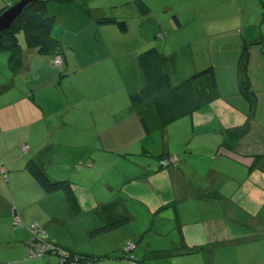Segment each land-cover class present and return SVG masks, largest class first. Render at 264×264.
I'll return each mask as SVG.
<instances>
[{
  "label": "crops",
  "instance_id": "0c3cea01",
  "mask_svg": "<svg viewBox=\"0 0 264 264\" xmlns=\"http://www.w3.org/2000/svg\"><path fill=\"white\" fill-rule=\"evenodd\" d=\"M0 1L2 6L4 0ZM87 1L91 4H87ZM78 3V6L69 5L68 2L63 5L66 13L78 19L79 26L55 22V25L63 27L71 38L65 42L61 33L56 34L59 42H62L61 47L67 49L61 54L63 59L61 67L52 64L51 56L22 47L23 64L17 71H12L8 65V55L0 51V57L6 61L7 70L12 72V76H8L5 81L0 80V247H19L18 259L23 261L22 247H25V242L32 234L29 227L38 224L41 228L39 241L42 243L51 241L63 247L101 257L110 255L99 259L90 256L86 262L73 260L71 264H264V161L254 160L255 155L264 156V148L257 143L251 145V132L244 131L242 123L235 128L233 142L230 143V147L235 148L240 155L236 154L235 159L224 155L220 160L212 159V163L217 160L219 163L217 166H220L225 178L223 199L208 198L212 200L209 201L191 198L194 194L189 192L185 199L188 202L181 207L179 216L177 217L175 212L166 218L160 211H156L159 206L156 209L152 207L147 209L143 204L145 212L152 217L151 228L139 232L125 230L130 220L136 217L134 211L142 205L138 202L135 206V200L127 194L128 190H122L124 182H133L135 176H126L127 174L121 170L119 178L124 179V182L120 184V188L116 187L114 190L108 181H104L102 185L105 190L101 192L100 188V191L98 190L100 187L98 179L105 169L103 164H109V161L114 160V156H122L123 161L131 164V156L128 155L129 151H133L142 158L137 162L140 163L139 170L153 169L154 165H149L151 155L144 151L151 149L150 152H157L160 149L155 147L170 145L171 139L167 138L165 143L161 141H157V144L152 143V138L148 137L152 129L149 134L141 132L139 135L140 118L145 117L147 120L146 113L135 108L132 112L128 111L129 108L125 110L124 103L114 101L113 90L107 87V83L110 85L118 72L122 74L123 80L125 79V63L123 59L111 63L110 59L114 55H120L117 54L119 49L113 52L102 44L123 45L126 34L114 25L98 24L94 16L112 15L110 12L105 13V10L99 11L101 6L117 7L124 6V3L133 6L135 11L139 12L135 0H79ZM83 4L86 8L82 7ZM46 8L48 9L47 6ZM53 9L54 6L48 12L52 13ZM86 10L93 16L86 13ZM71 17L69 18L72 19ZM238 35L239 33L235 38ZM124 53L127 52L123 50L121 54ZM116 68L120 71H115ZM138 68L132 64L129 69L133 73V92L135 89L140 90L142 84ZM232 78L230 77L231 83L229 82L231 86L235 84ZM128 79L130 80V76ZM202 79L211 86L209 78ZM234 79L236 82V78ZM200 80L196 81L195 85H199ZM125 85L127 84L119 81L122 91H125L123 88ZM217 89L223 92L228 90L224 85ZM212 91L215 89L212 88ZM230 92L229 89V92L225 93L228 95ZM130 93L129 88L126 91V99L130 97L131 100ZM157 96L161 98V95ZM241 97L235 95L231 102L223 99L230 105L229 112L240 110L239 107L243 109ZM105 98L108 101H104ZM143 102L146 109L150 104L154 108H162L152 96ZM216 105H218L216 102L210 105L205 121L211 123L216 121L214 119ZM166 108L172 106L169 104ZM102 110L109 116H118V121H115L116 128H120L119 120H124L128 124L133 122L134 125L129 129L121 127L123 131L115 130L113 126V129L101 126L108 123L103 122L104 119L98 120V117H103ZM52 114H55L56 122L51 126ZM240 114L232 117L235 123L237 120L244 122ZM247 114L250 117L245 122H252L254 120L252 113ZM220 119L218 118L220 124L218 122L210 137L206 136L202 141L194 136L193 141L188 142L189 139L181 141L178 146L182 145L184 148L191 142L193 145H201L200 148L205 153L201 158H206V161L208 155H214L216 142L212 137L218 138L217 128L228 127V121L231 120L224 119L221 122ZM190 121L193 130L194 126H197L196 115L193 112ZM83 123L95 124L96 132L93 131L90 137L83 135L82 129L79 128ZM130 131H134V134ZM227 135L226 133L224 137L227 138ZM175 136L179 139L178 135ZM131 138L134 141L129 143L132 141ZM24 145L28 148L22 151L21 146L23 149ZM66 146L78 148L77 155H69ZM179 147L167 150L173 152ZM99 154L102 156L97 157ZM188 159L197 158L190 155ZM239 159L245 160L246 164L238 161ZM201 162L198 164H202ZM253 162L255 164L251 166ZM36 165L51 177L71 180L72 189H68L67 192L65 188L60 187L45 192L33 175L32 170L36 169ZM126 166L129 167L124 165V168ZM168 172L174 176L172 168H168ZM232 177L249 181L245 186L238 185L241 191L237 189V197L240 196L237 201L244 204L252 213L240 208L241 215L233 218L226 216L227 219L218 217L208 221L205 211L210 210L211 202L218 206L227 207L226 203L235 205L231 201L236 193ZM219 182L221 184L216 182L217 188L222 189L223 182L221 179ZM205 184L210 186V190H216L209 181L206 180ZM157 188L170 189V184ZM84 199L88 200L87 208L84 207ZM109 204H116V208L109 207ZM193 204L198 205L199 211L194 212L189 207ZM15 213L20 216L21 224L14 223ZM227 220L237 222L231 226L227 225ZM147 229L152 231L155 242L144 240L148 233ZM131 239H134L135 243L130 241L134 246L128 253L134 256V260L125 257L126 252L123 251L124 245ZM254 242L258 243V247H251ZM234 244H241V247H231ZM198 245L202 247L200 250L190 251ZM47 253L49 255L39 258L43 259L41 264H52L58 260L53 253Z\"/></svg>",
  "mask_w": 264,
  "mask_h": 264
},
{
  "label": "rangeland",
  "instance_id": "374dc122",
  "mask_svg": "<svg viewBox=\"0 0 264 264\" xmlns=\"http://www.w3.org/2000/svg\"><path fill=\"white\" fill-rule=\"evenodd\" d=\"M65 2H68L69 5L75 4L78 6L79 4V0H48L46 1V6L48 7L46 10L48 12V10L50 11L54 6L53 12H55L56 17L53 12L48 13L55 17L56 23H60L61 21L67 26L76 24L79 26L78 19L71 17L72 14L66 13V9L63 5ZM87 2V4H91L90 1ZM1 4L2 2L0 1V6ZM143 4L148 7V9L143 10V12L140 10L139 12L138 10L135 11L133 6H128L126 3H124V6L119 5L117 7H109L106 5L101 6L99 9V11L105 10V13L110 12L113 16L115 15L118 18L124 17L123 19L128 26V29L125 31L126 35L124 36V47L122 43L120 45L116 43H109V46H106L105 43L102 44V46L107 47L113 52H116L119 49L117 54L120 55H114L110 59L111 63L120 59H123V62L125 63V79L123 80L122 74L118 72L120 69L116 68L115 71L118 73L115 80L112 81L110 85L107 83V87L113 90L112 96L114 97V101L123 102L125 110L129 108L128 111L132 112L133 108H135L136 110L145 112L147 115L148 125L150 129H152L150 136L148 137H151V142L155 144H157V141L165 143L167 138L171 139L169 142L170 145H168V147H164L167 149L179 147L178 145L181 141H187L188 139V142L193 141L194 136L197 139H202V141L204 140V137H210L212 135L211 132L216 129L218 125V118H221V122L224 121V119L231 120L228 121V127L217 128L219 131L218 138L212 137V140L216 142L213 155L214 159L218 158L220 160L222 155L230 156L235 159L236 154L240 155L237 153L235 148L230 147V143L233 142V133L236 132L235 128H237L238 124L241 125V123L243 124L244 131L248 130V133L251 132V145L257 143L258 145H261V148H264V0H227V2L226 0H143ZM82 7L86 8L84 4ZM108 16H110V14H108ZM73 19L76 22L73 21ZM178 21L179 23H177ZM57 33H61L65 42L68 39L71 40L67 33H65L63 27L54 25L52 34L56 38ZM237 33H239V35L235 38ZM17 38L21 47L27 48L26 39L22 32L17 33ZM245 39L249 40L247 46V64L249 67L248 71H250V74L252 75V78H250L253 86L252 89L254 90V92H252V96L256 99L252 111V120L254 119L252 122H245V120L250 117L247 114L246 105L243 106V109L238 106L240 110L235 109L233 112H229L228 109L230 105L228 102L223 100H229V98L222 95L225 94L226 91L224 90L223 92L220 89H215L213 92L211 86L207 84L204 79L200 80L201 82H199V85H195V83L192 85L193 95H190L191 97H186L184 93V96L180 99V101L176 98H171V95H174L173 93L170 94L168 90H175L177 85L183 80V76H190L194 70H201L210 63H215L220 74L224 76L229 74L233 77L232 82L236 83L234 78L237 80L238 73H240L238 72L237 61L241 51L243 50ZM60 44L62 45V42ZM150 49H158L160 51L159 53H162V55L165 56V70L169 74L170 78L169 89H165L158 94L154 93L151 95L156 99V101H158L159 104H161V109L152 107V104L148 105L146 109L143 101L150 98V96L144 99L140 98V94L142 95L141 92L145 86V81L142 68L139 65V58L142 57V53ZM64 50L66 51L67 49L65 48ZM123 50L127 53L121 54ZM2 53H5V55H8L9 57L8 51ZM210 55H212L211 58ZM132 64H134L137 68L139 66L138 69H140L139 74L141 76L140 80L142 83L140 90L135 89V92H133L132 84L133 73L129 70ZM8 76H12V72L11 70H7L5 59L0 57V80L3 81L4 79L5 81ZM128 76H130V80L128 79ZM119 81L127 84L123 87L125 91H122V86H119ZM203 87H205L206 90H204ZM129 88L131 90L130 94L132 95L131 100L130 97L126 99V91H128ZM176 92L177 89L175 90V94ZM157 95H161V98ZM183 99H185L186 102V105L184 106L182 103ZM241 99L243 100V98ZM104 101H108L107 98H105ZM215 102L218 104L216 105L217 107L214 115V119L216 121L212 123L207 120L205 121L210 105ZM169 104L172 108H166ZM101 112L103 117H98V120L102 121L104 119L103 122H108L107 124L101 126H105L106 128L109 127V129H113L112 126L116 128L117 123L115 121H118V116H109V114L104 110ZM191 112L195 113L197 119V126H194L193 130H191ZM236 114H240L245 123L243 121L241 122V120H237V123H235L234 118L232 117ZM119 121L120 128H116L115 130L118 129L119 131H123L121 127L129 129L132 125H134L133 122L128 124L124 120ZM55 122V114H52L50 125L52 126ZM161 122L166 123L161 124ZM95 127L96 125L93 123H83L79 128L82 129L83 135L90 137L93 131L96 132L94 129ZM139 131L140 132L138 134L140 135L142 131ZM130 132L134 134V131ZM226 133L228 134L227 138L224 137ZM175 134L178 135L179 139L175 136ZM146 141L149 142L150 140L146 139ZM142 142L145 141L142 140ZM159 146L160 145L155 148L159 149L161 147ZM200 147L201 145H193L191 142L186 147H179L173 152H169L167 150L173 155L170 158H165L164 162L171 164L168 168L173 169L175 177L168 172V168L139 170L138 165L140 163L137 162L138 159L141 160L142 158L137 154H134L133 151H129L130 154L128 155L133 158V161H135H131V164L123 161L122 156H114V160L109 161V164H103L105 169L101 172L102 176L98 179V186L100 184L98 190L100 191L101 189V192L105 190V187L102 185L104 181H108L110 183V187H114V190H116V187L120 188V184L124 182V179L119 178L121 170L127 174L126 176H135L133 178V182L122 183V190H128L127 194H130L131 199L135 200V206L138 202H141L142 205H139L137 210L134 211L136 217L130 220L125 230L129 232H139L150 227L152 217L149 213L145 212L146 209L143 204L147 209L150 207H152V209H156L164 203L167 206L169 205L167 208L160 210L162 215L166 218L167 216L174 215L175 212L177 217L179 216L181 207L185 206L188 202L185 199L189 192L194 194L191 195V198L196 199L200 198L209 200L208 198H224L225 194L223 189H225L226 183L220 166H217L219 163L216 160L214 163L210 164L212 160L211 157L208 162L198 164L205 159L201 158V155H204L205 153L202 152ZM27 148V145H25L23 149L21 146L22 151L27 150ZM65 149L69 155H77L76 150L78 148L66 146ZM190 155L192 157H196L197 159L189 160L188 156ZM99 156L102 155L99 154L97 157ZM124 156L126 155H123V157ZM210 156L211 155H209V157ZM263 158L264 156L259 154L255 155V160L258 159L263 162ZM151 159L154 158H149L151 161L149 165H156L155 161ZM208 159L209 158H207V160ZM238 161L246 164L244 162L245 160L239 159ZM123 164L129 165V167L126 166V168H124ZM209 164L210 166L207 168ZM76 177L79 178L78 175H76ZM220 179L221 182H223L222 189L217 188L218 185H216V182L221 184L219 182ZM117 180L119 182H117ZM206 180L209 181L211 183L210 185L216 188V190H210V186L205 184ZM232 180L236 193L235 197L231 201L235 205L226 203V207L224 205L218 206L213 204L214 202H211L210 210L205 211L208 215V221L211 219H217L218 217L227 219L226 216L233 218L241 215L242 213L240 208H243L250 214L252 213V211L244 207V204L238 203L237 201L240 198V196L237 197V189L239 188L241 191V187H238V185L245 186L249 183V181L238 180L233 177ZM168 184H170V189L157 188V186L164 187V185L167 186ZM244 190L245 187L243 188L242 193H244ZM213 191H215L219 197H216ZM250 206L252 205H249V207ZM84 207H89L87 199H84ZM109 207L115 209L116 204H109ZM189 207L192 208L194 212L199 211L197 204L189 205ZM226 222L227 225L229 224L233 226V224L237 221L227 220ZM30 230L33 232L30 234L31 237L29 238L33 240L31 245L35 243L36 247H41L39 246L41 244L39 241V230ZM154 239L155 236L152 231H148L146 237L144 238V240L151 242H155ZM129 241L135 243L134 239ZM125 245L123 247V251L126 252L125 256L129 258L128 252H130L131 249L126 248ZM231 247H241V244H234ZM251 247H258V243L254 242ZM22 248L24 258L23 261L18 259L20 253L18 252L19 247H0V264H41L40 262L43 261V259L39 258L44 255H49L46 250L41 249L42 252L39 256L31 258L27 257V259L26 247Z\"/></svg>",
  "mask_w": 264,
  "mask_h": 264
},
{
  "label": "trees",
  "instance_id": "16d2710c",
  "mask_svg": "<svg viewBox=\"0 0 264 264\" xmlns=\"http://www.w3.org/2000/svg\"><path fill=\"white\" fill-rule=\"evenodd\" d=\"M15 1L16 0H4V4L0 6V12L3 9H5L8 5L14 3ZM135 2L141 12H143V10L145 9H148V7L143 4V0H135ZM86 13H89L90 16H93V14L91 12H88L87 10H86ZM54 19H55L54 16L50 15L46 10V2L36 1L30 4L27 8H25L21 17L16 19L12 23L10 28L1 34L0 51L9 52L8 65L12 71H17V69H19L23 64V59H22L23 49L17 38L18 32L23 33L26 39V47L32 50L33 52L50 55L51 61L55 55H59L61 57L60 65H55V66L61 67L62 62H63L61 54L62 52H64V49L61 47L59 40L52 34V31L55 25ZM94 20L98 24L114 25L122 32H125L128 29L127 23L124 21L123 18H118L113 15L94 16ZM177 23H179V21ZM248 43H249V40L244 41L243 50L241 51L238 57L237 68H238V72L240 73L237 72L238 73L237 80L233 86H231L230 84L231 76L229 74L226 76L220 74L218 72L216 64L210 63L206 67L202 68L201 70H198V71L194 70L190 76L184 77L183 80L175 88V90L177 89L176 94H175L174 89L168 90L170 94L173 93L174 95V96L171 95V98L173 99L176 98L177 100L180 101V99L183 98L184 93L186 97H191L190 95H193L192 85L196 81L204 77H207L209 78L211 87L213 89H217L220 86L224 85V87L228 89L226 91L227 93L229 92V89L231 90L230 94L228 95H226V93L224 94L226 98H229V100H227L228 102H231L235 95L242 96L241 98H243V106L246 105L247 112L252 113L256 99L255 97L252 96V92H254V90L252 89L253 86L250 80L251 74H250V71H248L249 70V67L247 64L248 62V48H247ZM159 52L160 51L158 49L156 50L150 49L142 53L141 54L142 57L139 58V65L142 68L143 75H144V81H145V86L141 92L142 95L140 94L141 99L147 98L154 93L158 94L164 91L165 89L170 88V78H169V74L165 70L166 66L164 64L165 56ZM186 92H187V95H186ZM182 103H183V106L186 105L185 99L182 100ZM139 124H140V128L143 134L150 133V127L145 117L140 118ZM133 141L134 139H132V141H130L129 143ZM165 146L168 147V145H165ZM165 146H161V147L159 146L160 150L154 153L150 151H144V153H146L147 155H151V157L154 158V159H151L155 161L156 163L153 169H166L171 165V164H167L166 162H164L165 158H170L173 155L169 153L170 151L169 152L167 151V148H164ZM181 146L182 145H180V147ZM211 157L212 159H214L213 154L209 157V159ZM205 159L203 162H201L202 164L208 162L207 160L205 161ZM130 160L133 161V158L130 157ZM212 161L213 160H211L210 163H212ZM253 164L255 163L253 162L251 166H253ZM32 171H33V175L36 178L37 182L40 184V186L44 189L45 192H51L52 190L60 188V187L65 188L66 191L68 192V189H72L73 187L71 180L67 178L60 179V178L51 177L39 165H36V169L34 168V170ZM213 192L216 197H219L215 191ZM168 206L166 204H162L159 206V208L156 211L163 210L167 208ZM20 224H21V220H20ZM32 227L30 226L29 228L32 229L33 231H38L41 229L39 225L37 228L36 227L32 228ZM31 233L33 232L31 231ZM32 241L33 240L28 239V241L25 242L26 257H29V258L36 257V256H31L29 254V250H32V249L35 250L36 248L35 243L33 244V247H31ZM40 242L42 245H50L49 247H47L46 252L53 253L57 257L58 260L52 264H71L70 262H72L73 260L80 261V262H86V260L90 259V256L91 258H97V259L110 256V255H105L101 257V255H96V254L90 255V254L82 253L74 249H70L68 247H63L51 241H43V243L42 241ZM201 248L202 247L198 245V246L193 247L190 251L200 250ZM129 259L134 260V256L130 254Z\"/></svg>",
  "mask_w": 264,
  "mask_h": 264
},
{
  "label": "water",
  "instance_id": "95a60500",
  "mask_svg": "<svg viewBox=\"0 0 264 264\" xmlns=\"http://www.w3.org/2000/svg\"><path fill=\"white\" fill-rule=\"evenodd\" d=\"M36 1L46 2L48 0H16L0 12V36L10 28L12 23L21 17L25 8Z\"/></svg>",
  "mask_w": 264,
  "mask_h": 264
},
{
  "label": "built area",
  "instance_id": "2783aa9c",
  "mask_svg": "<svg viewBox=\"0 0 264 264\" xmlns=\"http://www.w3.org/2000/svg\"><path fill=\"white\" fill-rule=\"evenodd\" d=\"M52 62H53L54 65H60L61 57L59 55H55L53 57ZM24 147H25V145H24ZM14 223H16V224H19L20 223V218H19L18 214H14ZM35 227L37 228L38 227V224H34L32 228H35ZM126 244H127V245H125L126 248L132 249L133 246H134V244L132 242H130V241H128ZM39 246H41V247H36L35 246L36 247L35 250H33V249L32 250H29V254L31 256H37V255H39L42 252L41 249L46 250L47 247H49L50 245H39ZM31 247H33V245Z\"/></svg>",
  "mask_w": 264,
  "mask_h": 264
}]
</instances>
